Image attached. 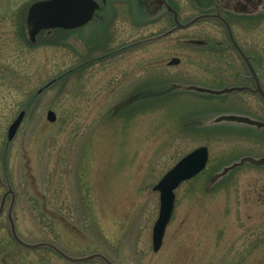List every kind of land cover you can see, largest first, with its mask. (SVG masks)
Returning <instances> with one entry per match:
<instances>
[{
    "label": "rangeland",
    "instance_id": "1",
    "mask_svg": "<svg viewBox=\"0 0 264 264\" xmlns=\"http://www.w3.org/2000/svg\"><path fill=\"white\" fill-rule=\"evenodd\" d=\"M34 1L0 0V264H108L64 256L93 253L113 264H264V165L227 169L264 157V127L215 120L264 121V101L247 89H194L253 87L228 75L246 71L232 50L211 44L226 42L214 22L177 26L195 16L196 0H105L82 27L30 42L24 20ZM245 46L254 53L259 44ZM201 145L206 166L176 188L154 251L153 186Z\"/></svg>",
    "mask_w": 264,
    "mask_h": 264
},
{
    "label": "water",
    "instance_id": "2",
    "mask_svg": "<svg viewBox=\"0 0 264 264\" xmlns=\"http://www.w3.org/2000/svg\"><path fill=\"white\" fill-rule=\"evenodd\" d=\"M104 2L105 0H36L30 3L27 7L24 20L29 41L35 42L38 33L42 30H49L55 28L68 30L78 28L87 24L93 19L96 12L101 8L102 3ZM167 8L174 12V18L177 21L176 11L171 8L168 4ZM200 17L202 16L195 17L185 24H180L177 21V26H188ZM239 51L240 54L245 59H247L241 49H239ZM178 62L179 59L176 57L172 58L169 61L170 64H175ZM249 68L255 76L254 70L251 65H249ZM255 83V88H250L248 86H231L223 87L221 89H213L207 87H194V89L204 93L223 94L233 90L247 88L251 89L254 92H259L264 101V90L262 89L260 82L256 80ZM24 114L25 109L20 110L8 126V140H11L15 135L24 117ZM47 118L53 121L55 119V113L49 110L47 113ZM215 120L218 122H237L253 125L256 127H264V121L240 114L224 113L218 115ZM208 156L209 153L208 148L206 146L202 145L196 147L195 149L181 157L153 186V189L159 192L160 200L158 216L152 228V244L154 251H157L160 248L166 226L171 218L175 202V189L179 186L181 182L192 178L200 171H202L206 166ZM245 162H249L255 165H264V157L243 156L239 159V161H234L230 165H228L227 169L242 165ZM64 256L74 261H81L100 256L108 264H113L101 253H93L79 258H72L65 254Z\"/></svg>",
    "mask_w": 264,
    "mask_h": 264
},
{
    "label": "flooded vegetation",
    "instance_id": "3",
    "mask_svg": "<svg viewBox=\"0 0 264 264\" xmlns=\"http://www.w3.org/2000/svg\"><path fill=\"white\" fill-rule=\"evenodd\" d=\"M195 7L198 11L193 18L202 16V18L211 20L215 23L212 26V32H221L225 35L226 42L212 41L211 44L213 46L214 44L217 46L223 45L222 49L232 50L238 56L240 65L246 71L232 70L230 73V70H228L230 73L228 75L232 76L235 81H249L253 83V87L250 86V88H255V81L258 80L264 90L260 73L262 69L261 41L258 36V34H262L263 30L261 21L264 18V0H196ZM171 13L174 15L172 11ZM176 14L178 16L177 11ZM252 34H254V38L251 37ZM247 35L250 36L247 37ZM194 42L201 43L202 41L195 40ZM246 42H254L255 44H259V47L253 53L246 48ZM238 48L241 49L247 59L240 54ZM249 65L252 66L255 76L251 72ZM225 66H229L230 69V64L226 63ZM249 91L252 90L249 89ZM256 93L259 94V92Z\"/></svg>",
    "mask_w": 264,
    "mask_h": 264
}]
</instances>
